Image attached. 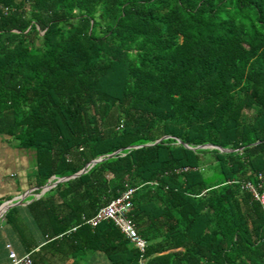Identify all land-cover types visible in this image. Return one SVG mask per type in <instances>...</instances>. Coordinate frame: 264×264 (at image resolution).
<instances>
[{
    "label": "trees",
    "instance_id": "obj_1",
    "mask_svg": "<svg viewBox=\"0 0 264 264\" xmlns=\"http://www.w3.org/2000/svg\"><path fill=\"white\" fill-rule=\"evenodd\" d=\"M0 134L33 151L28 249L138 264L82 220L129 186L144 264H264V0H0Z\"/></svg>",
    "mask_w": 264,
    "mask_h": 264
},
{
    "label": "crops",
    "instance_id": "obj_2",
    "mask_svg": "<svg viewBox=\"0 0 264 264\" xmlns=\"http://www.w3.org/2000/svg\"><path fill=\"white\" fill-rule=\"evenodd\" d=\"M33 162V151L18 147L10 136L0 134V264L10 262L6 244H10L17 255L29 253L32 264H108L106 256L100 250H88L68 258L54 255V247H47L52 240H37V233H34L37 242L28 249L13 228L5 222L4 214L9 209L7 205L20 200L21 217L28 221L25 204L29 202L33 189L28 184V175L34 169ZM26 231H29L28 227Z\"/></svg>",
    "mask_w": 264,
    "mask_h": 264
},
{
    "label": "built area",
    "instance_id": "obj_3",
    "mask_svg": "<svg viewBox=\"0 0 264 264\" xmlns=\"http://www.w3.org/2000/svg\"><path fill=\"white\" fill-rule=\"evenodd\" d=\"M241 186L250 191L253 200L260 205L264 212V190L261 188V184L246 181ZM136 189L137 187H125L117 196L98 208L92 216L88 218L83 217L82 220L84 224H88L91 227H95L102 221L112 222L124 235V238L137 249L139 253L138 264H144V253L147 242L144 238L140 237L132 219V198ZM74 229L75 227L72 228V230ZM6 248L10 260L9 264H32L29 253L17 255L10 244H6Z\"/></svg>",
    "mask_w": 264,
    "mask_h": 264
},
{
    "label": "water",
    "instance_id": "obj_4",
    "mask_svg": "<svg viewBox=\"0 0 264 264\" xmlns=\"http://www.w3.org/2000/svg\"><path fill=\"white\" fill-rule=\"evenodd\" d=\"M164 137H166V136H164ZM157 141H158V140H157ZM204 146H208V145H204ZM204 146H200V147H204ZM216 148H218V149H220V150H222V151H227V149H223V148H219V147H216ZM115 153H117V151L114 152V153H111V154L107 155L106 157H102V158L94 159V160L90 161L89 163H87V164L85 165V167L82 168L81 171H79V172H77V173H75V174H72V175H70V176H66V177L58 178V179H56L52 184L47 183V184L43 185V187H42V192L45 191L46 189H48L51 185L56 184L57 182L67 180L68 178H72V177L78 176V175L81 174V173H84L85 170H86L85 168H86L89 164L92 165V164H94V163H96V162H98V161L104 160L105 158L111 157V156H112L113 154H115ZM20 203H21V200L18 201L17 203L9 204V205H7V209L10 208L11 206H15V205L20 204Z\"/></svg>",
    "mask_w": 264,
    "mask_h": 264
},
{
    "label": "rangeland",
    "instance_id": "obj_5",
    "mask_svg": "<svg viewBox=\"0 0 264 264\" xmlns=\"http://www.w3.org/2000/svg\"><path fill=\"white\" fill-rule=\"evenodd\" d=\"M32 165H34V162H33V164Z\"/></svg>",
    "mask_w": 264,
    "mask_h": 264
}]
</instances>
